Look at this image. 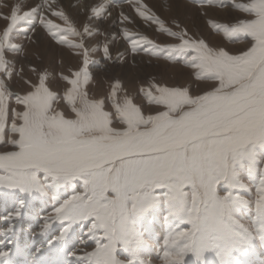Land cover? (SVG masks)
Wrapping results in <instances>:
<instances>
[{
  "label": "snow or ice",
  "instance_id": "obj_1",
  "mask_svg": "<svg viewBox=\"0 0 264 264\" xmlns=\"http://www.w3.org/2000/svg\"><path fill=\"white\" fill-rule=\"evenodd\" d=\"M133 3L140 20L154 23L160 32L180 41L168 51L195 53L188 66L196 69L195 80L213 82L212 90L192 97L187 88L152 84L155 94L149 89L141 92L149 104L163 110L144 115L132 99L117 101L121 84L115 83L111 91L114 120L103 110V100H89L84 91L90 80L89 52L83 43L70 42V37L100 33L87 26L82 33L77 31L63 11L50 7L54 0H44L22 15L19 7H13L10 16L0 17L8 21L0 36V73L13 75L6 67L5 53L19 51L12 37L14 31H27L19 27L22 21L38 22L55 44L75 49L74 55L83 57V67L72 72V78L61 77L68 86L62 99L74 118L56 109L61 97L45 86L46 76L41 75L33 91L16 98L23 111H12L10 132L18 139L7 142L11 93L0 79V145L7 143L12 149L0 154V190L25 197L52 193L58 206L43 229L55 223L67 225L60 239L73 226L88 222L87 234L95 250L81 257L86 264H123L121 255L127 264H148L145 228L160 205L169 209L166 219L190 225V230L175 231L163 241L164 264H184L189 256L197 264H210L209 256L217 264H241L237 257L246 255L254 241L264 244V168L258 158V150H264V0L247 4L212 0L233 3L236 10L252 17L232 26L210 25L222 29L225 39L250 38L251 46L241 55L215 51L202 40H192L186 31L174 33L142 0ZM45 10L66 27L41 15ZM106 11L104 6L94 7L89 19H102ZM120 22L132 23L126 17ZM121 31L123 39L131 41L133 55L146 45L158 47L145 37L133 38L126 28ZM102 51L110 61L107 44ZM116 122L123 127H115ZM242 171L249 176L259 171L262 177L257 198L251 202L236 194L248 191L240 178ZM76 182L83 191L59 202L56 192ZM157 190L164 194L156 195ZM24 206L21 200L9 221L19 219ZM242 209H254L255 218L245 221ZM8 255L0 251V262Z\"/></svg>",
  "mask_w": 264,
  "mask_h": 264
},
{
  "label": "rangeland",
  "instance_id": "obj_2",
  "mask_svg": "<svg viewBox=\"0 0 264 264\" xmlns=\"http://www.w3.org/2000/svg\"><path fill=\"white\" fill-rule=\"evenodd\" d=\"M4 1V2H3ZM0 2V17L10 16L13 7L20 8V14L30 11V0H3ZM107 4L97 2L95 8L104 6L106 13L104 18L89 19L91 9L85 14L82 12H71L74 9L70 4L69 12L65 14L73 27L83 32L85 26L92 32L100 33L96 36L70 37L71 43L81 42L84 50L89 52V63L86 71L89 74V83L85 86L90 101H104V111L109 112L113 119H116L112 108L111 91L115 83L121 84V89L117 92V101L132 99L133 104L141 109L144 115L158 114L163 110L161 106L149 104L141 89H151V85L157 87H168L189 90L192 97L203 95L208 90H212V83L208 81L195 80L196 69L189 67V61L194 52H170L168 49L177 47L179 40L169 37L166 33L158 30L154 23H147L140 20L136 14V5L133 0H104ZM44 0H42V3ZM251 0H234V3L247 4ZM149 12L159 19L164 27L174 33L186 31L188 36L195 41H204L205 44L215 50H224L230 55H241L249 49L252 41L248 37L235 35L230 39H225L222 29L217 31L210 25L232 26L241 20H249L246 13L236 10L233 3H212V0H142ZM55 10L59 3L54 0L51 4ZM73 5V6H72ZM41 15H45L42 11ZM47 17V16H46ZM126 17L131 20V24H121V19ZM60 27H66L63 21L54 17H47ZM8 21L0 18V36L7 28ZM180 27L177 28L176 25ZM19 27L27 31H14L12 42L17 44L18 52L6 51V67L13 72L11 78L0 73V79L5 81L6 87L11 95L8 97V123L5 128V141L18 139L10 132L12 122V111L22 112L23 107L17 104L16 98L29 94L39 83L41 75L46 76L45 86L50 91L61 97L59 105H55L58 111L65 114L66 118H74L70 107L63 101L62 97L67 89L65 80L61 77L72 78L71 73L79 71L83 67V57L74 55L75 49L64 45L55 44L48 35L47 30L42 28L37 22L29 24L22 21ZM126 28L133 38L145 37L158 45L157 48L144 46L139 48L138 54L133 55L131 51V41L123 39L121 29ZM112 37H116L115 40ZM107 44L111 60H106L103 55V47ZM92 49H98L92 51ZM123 63H120L119 60ZM34 69V71H33ZM23 71V72H22ZM22 76V78L20 77ZM27 80L28 84L24 81ZM29 84L33 87L30 88ZM15 91V92H14ZM19 126V121H17ZM115 127L122 128L118 122ZM12 150L10 145L5 143L0 145V154ZM258 158L262 161L260 167L264 168V150H258ZM43 179V176L40 177ZM241 181L246 185L248 191L237 192L241 198L250 202L257 198L261 187L262 179L257 171L251 176L246 171L241 172ZM83 186L76 182L67 189H60L56 192L59 202L70 198L73 194H80ZM156 195H163V190H157ZM221 194H224L221 192ZM52 193L47 197L37 196L25 197L20 193H9L0 190V251H6L9 255L0 264H20L25 260L26 264H86L81 257L95 250V242L88 236V222L73 226L69 233L60 239V234L67 226L55 223L45 231L43 225L58 206L57 201L51 199ZM23 200L24 208L21 209L19 219L9 221V217L14 216L19 202ZM167 205H160L156 214L151 217L145 232L146 239L152 253L153 264H164L163 241L175 231H188L190 225L179 223L178 221L166 219L168 216ZM241 215L245 221L255 218L254 209H242ZM163 227V231H158V227ZM12 228L9 232L8 229ZM152 232L148 234V232ZM43 233V234H42ZM151 237L153 239L151 240ZM152 241V242H151ZM5 247V248H4ZM11 247V248H10ZM35 254V255H34ZM40 254V255H39ZM43 256V257H42ZM252 257H257L264 261V244L259 239L253 242L252 246L244 256H238L241 264H252ZM123 264L127 261L123 255L120 256ZM210 264H217L213 256L207 258ZM56 260V261H55ZM46 261V262H45ZM148 264H152L149 259ZM22 264H24L22 262ZM184 264H197L193 257H185Z\"/></svg>",
  "mask_w": 264,
  "mask_h": 264
},
{
  "label": "bare ground",
  "instance_id": "obj_3",
  "mask_svg": "<svg viewBox=\"0 0 264 264\" xmlns=\"http://www.w3.org/2000/svg\"><path fill=\"white\" fill-rule=\"evenodd\" d=\"M2 1L3 0H0V2L2 3ZM110 1V0H109ZM144 1H147V0H144ZM4 2V1H3ZM56 2L57 3H59V5H58V8L61 10V11H63L65 14H67L68 12H69V8H72L71 6H70V4L71 3H73V5H74V9L71 11V12H82V13H86V12H89V9H92V8H94L95 6H96V4H97V2H101V3H103V4H107V2H105L104 0H56ZM110 2H112V1H110ZM30 4L31 5H29L31 8L32 7H34V6H37V7H39L40 5H42L43 3H42V0H30ZM72 5V6H73ZM50 7H53L52 5H50ZM44 13H45V15L47 16V17H50L51 15L49 14V12L48 11H43ZM23 72V71H22ZM20 77V76H19ZM20 78H22V76L20 77ZM15 92V91H14ZM163 227H161V226H159L158 227V231H160V232H162L163 231ZM150 233H152V232H148V234H150ZM153 239V237H151V240ZM152 242V241H151ZM5 248V247H4ZM11 248V247H10ZM1 250V249H0ZM35 255V254H34ZM40 255V254H39ZM43 257V256H42ZM144 259L145 260H147V259H149L150 260V262L153 264V259H152V253H151V251H150V248H149V244H148V248H147V250H146V252H145V255H144ZM56 261V260H55ZM252 264H264V261L263 260H261V259H259V258H257V257H252ZM21 263L20 264H22V262L24 263V264H26V262H25V260H22V261H20ZM46 262V261H45ZM58 262V261H57ZM56 262V263H57ZM55 263V264H56ZM15 264H18V262H16ZM67 264H70V263H67Z\"/></svg>",
  "mask_w": 264,
  "mask_h": 264
}]
</instances>
